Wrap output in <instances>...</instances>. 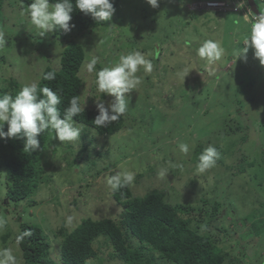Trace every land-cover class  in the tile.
<instances>
[{
  "label": "rangeland",
  "instance_id": "obj_1",
  "mask_svg": "<svg viewBox=\"0 0 264 264\" xmlns=\"http://www.w3.org/2000/svg\"><path fill=\"white\" fill-rule=\"evenodd\" d=\"M239 1L250 8L247 0ZM207 2L228 3L229 9H206ZM234 3L159 0L154 9L145 0H122L110 21L86 34L72 32L67 39L52 37L53 31L38 37L29 19L24 23L27 30L17 31L21 36L17 45L1 52L4 61L0 56V77L14 79L20 88L25 82L40 81L45 69L57 67L70 40L84 47L86 60L98 58L96 71L114 66L120 54L132 51L145 54L153 70L138 71L141 83L129 94L120 132L100 137L84 126L80 139L65 145L51 133L37 162V188L31 197L9 204L7 176L0 175V250L11 249L16 264H26L16 242L18 214L51 241L53 228L59 230L68 216L117 218L122 208L106 177L128 171L135 174L134 197L158 189L174 206H203L200 224L192 228L221 237L220 247L231 255L227 264H264V67L252 49L246 62L239 59L251 21L242 10L230 9ZM256 3L264 12V0ZM11 7L6 6L9 29L17 18ZM15 13L25 20L21 11ZM206 39L218 41L224 49L211 65L196 54ZM21 42L24 46L18 48ZM184 69L186 78H178L176 73ZM82 78V107L98 112L96 103L112 97L97 91L95 72H84ZM180 143L189 145L187 154L179 150ZM209 145L221 147L217 163L198 172L196 149L203 152ZM161 169H167L164 178L159 176ZM97 242L93 248L106 264H120L111 259L112 248L98 249ZM51 253L60 261L58 244Z\"/></svg>",
  "mask_w": 264,
  "mask_h": 264
},
{
  "label": "trees",
  "instance_id": "obj_2",
  "mask_svg": "<svg viewBox=\"0 0 264 264\" xmlns=\"http://www.w3.org/2000/svg\"><path fill=\"white\" fill-rule=\"evenodd\" d=\"M31 2L32 0H0V56L2 57L0 58L2 61L5 57L1 52L8 50L6 48H13L17 45V39L21 38L17 31L27 30L24 23L28 20V16L23 15L25 17L23 20L15 12L17 10L22 12ZM55 2L56 0H50V3ZM112 2L116 12L122 0H112ZM72 3L75 5V0H72ZM13 4L18 8L13 7ZM7 5L12 6L13 16H17L10 29L6 25L8 22ZM191 20H195L194 15ZM191 20L186 19V23L190 24ZM252 22L253 19H251L250 26ZM70 23L74 25L70 32L66 33L56 29L53 30L52 37L67 39L72 32L86 34L105 22L97 23L91 15H85L74 7ZM23 46L24 42H21L18 48ZM62 53L58 66L47 68L43 72L44 74L54 71L56 78L52 81L43 80L42 74L39 81L41 88L47 86L61 94V104L58 105L61 114L68 107L71 97L81 95L84 80L80 74V68L86 60L84 47L73 40L67 41ZM19 89L20 84L14 79L5 80L0 77V95L10 93L15 96ZM97 115L98 112L85 109L79 116L73 117V120L93 130V133L100 137L112 136L123 129L125 124L123 116L107 127H95L92 121ZM7 128L5 124V132ZM241 129L238 127L236 130ZM52 132L46 130L38 137L40 150L32 153L23 151L25 139H0V175L6 174L7 176L5 184L7 185L6 195L10 199L9 204L23 202L31 197L37 188L34 184L37 162L46 149ZM91 140L93 143L97 141L96 139ZM216 148L218 152L221 151L220 146ZM196 151L197 155H200L202 148L198 147ZM106 172L108 169L98 172V175ZM112 195L122 208L117 218L99 219L96 217L97 214H86L80 218L75 217L70 226L66 220L59 230L53 228L52 241L44 235L40 227L24 222L21 219L23 216L18 214L16 222L20 230L17 236L23 232L29 233L19 243L24 262L26 264H106L103 257L93 248V243L98 241L96 243L98 249L106 246L112 248L111 259L119 260L120 264H227L231 255L225 253L220 247L221 237L215 238L209 231L202 232L204 233L202 234L198 232V228H192L200 224L198 216L203 217V206L197 209L192 206H174L166 201L165 193L158 189H153L143 197H134L131 184L113 190ZM215 211L213 216H219L220 213ZM210 223L208 226L214 227ZM53 244L60 246V261L52 258ZM239 264L242 263L239 262Z\"/></svg>",
  "mask_w": 264,
  "mask_h": 264
},
{
  "label": "clouds",
  "instance_id": "obj_3",
  "mask_svg": "<svg viewBox=\"0 0 264 264\" xmlns=\"http://www.w3.org/2000/svg\"><path fill=\"white\" fill-rule=\"evenodd\" d=\"M152 8L159 7V0H145ZM75 9L97 21V23L110 21L115 13L112 0H32L22 11V15H27L30 25L33 26L38 37H45L49 32L60 29L70 32L74 25H71L72 13ZM247 19V15H244ZM245 47H240L239 59L247 61L249 49L254 50V58L264 67V12L255 15L250 33L243 41ZM224 53L220 43L213 39L204 40L196 54L207 64L211 65L219 61ZM98 63L97 57L86 60L81 68L80 74L95 72L96 86L99 93L112 97L111 101L104 100L96 103L98 115L92 121L97 128L107 127L112 122L118 121L128 109L130 93L141 83V78L137 76L138 71L143 69L145 73H151L153 64L146 59L145 54L140 51H132L119 56L118 62L114 66H105L96 71ZM187 69L176 73L178 78L185 79ZM56 78L54 71L43 74L42 79L52 81ZM62 96L58 91L44 86L40 87L38 80H32L22 84L18 92L13 96L10 93L0 95V139L22 138L25 139L23 151L32 153L40 150V140L38 137L46 130H51L60 142L65 145L81 137V130L84 127L81 123H76L73 117L79 116L85 108L82 107V95L71 97L68 107L61 114L58 105L61 104ZM7 124V131L4 125ZM179 150L187 154L190 151L187 143H180ZM219 158V152L213 145L206 147L198 157L196 169L198 172H205L215 167ZM167 169H161L159 176L164 178ZM135 174L133 172H122L119 175L106 177L107 184L113 189L133 182ZM73 217H67V224H72ZM28 232H23L16 237L19 244ZM0 264H16V258L11 249L0 250Z\"/></svg>",
  "mask_w": 264,
  "mask_h": 264
},
{
  "label": "built area",
  "instance_id": "obj_4",
  "mask_svg": "<svg viewBox=\"0 0 264 264\" xmlns=\"http://www.w3.org/2000/svg\"><path fill=\"white\" fill-rule=\"evenodd\" d=\"M213 7H214V9H219V10L225 9V10H227V9H229V4L228 3H215V2H207L206 3V7H205L206 9L207 8H213ZM233 7L238 8V11L242 10L244 12V15H247L248 20L251 21V19H254V15H253L251 9L244 2L239 1V0H235V3L230 6V9ZM202 9H203V6H201L200 10H202ZM206 9H203V10H206Z\"/></svg>",
  "mask_w": 264,
  "mask_h": 264
},
{
  "label": "water",
  "instance_id": "obj_5",
  "mask_svg": "<svg viewBox=\"0 0 264 264\" xmlns=\"http://www.w3.org/2000/svg\"><path fill=\"white\" fill-rule=\"evenodd\" d=\"M250 8L252 9V11L256 14V15H260L261 11L256 3V0H247Z\"/></svg>",
  "mask_w": 264,
  "mask_h": 264
},
{
  "label": "bare ground",
  "instance_id": "obj_6",
  "mask_svg": "<svg viewBox=\"0 0 264 264\" xmlns=\"http://www.w3.org/2000/svg\"><path fill=\"white\" fill-rule=\"evenodd\" d=\"M200 11V10H199Z\"/></svg>",
  "mask_w": 264,
  "mask_h": 264
}]
</instances>
